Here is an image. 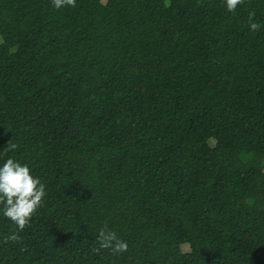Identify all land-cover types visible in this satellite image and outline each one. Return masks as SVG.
<instances>
[{
    "label": "trees",
    "instance_id": "1",
    "mask_svg": "<svg viewBox=\"0 0 264 264\" xmlns=\"http://www.w3.org/2000/svg\"><path fill=\"white\" fill-rule=\"evenodd\" d=\"M9 156L0 264H264V0H0Z\"/></svg>",
    "mask_w": 264,
    "mask_h": 264
},
{
    "label": "clouds",
    "instance_id": "2",
    "mask_svg": "<svg viewBox=\"0 0 264 264\" xmlns=\"http://www.w3.org/2000/svg\"><path fill=\"white\" fill-rule=\"evenodd\" d=\"M56 8L74 6L75 0H52ZM226 9L234 12L242 0H224ZM250 29L255 31L257 23L251 22ZM8 151L17 148L15 143L8 144ZM46 196V185L32 172L27 163L9 156L0 161V216L9 220L18 230H23L33 214L41 206ZM126 249V245H120Z\"/></svg>",
    "mask_w": 264,
    "mask_h": 264
},
{
    "label": "rangeland",
    "instance_id": "3",
    "mask_svg": "<svg viewBox=\"0 0 264 264\" xmlns=\"http://www.w3.org/2000/svg\"><path fill=\"white\" fill-rule=\"evenodd\" d=\"M104 1H105V0H104ZM212 144H213V143H212ZM182 248H183V251H184V252H189V251H190V247H189V245H187V244L183 245Z\"/></svg>",
    "mask_w": 264,
    "mask_h": 264
}]
</instances>
